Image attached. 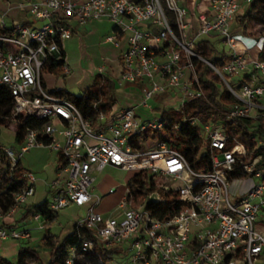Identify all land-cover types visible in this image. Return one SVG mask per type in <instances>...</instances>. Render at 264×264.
<instances>
[{"label":"built area","instance_id":"1","mask_svg":"<svg viewBox=\"0 0 264 264\" xmlns=\"http://www.w3.org/2000/svg\"><path fill=\"white\" fill-rule=\"evenodd\" d=\"M241 6L238 0H18L0 11V85L12 97L0 116L18 125L28 117L44 121L26 128L17 149L1 150L10 180L28 150L55 152L47 209L56 216L70 205L84 211L73 225L77 239L66 249L64 264H107L114 257L120 264H264V223H258L264 218V155L247 157L245 144L228 130L247 131L254 149H264V133L257 131L264 126V59L251 54V49L260 53L264 37L231 33L230 23ZM14 8L24 10L29 20L8 25L6 17ZM92 21L112 25L103 42L118 50L116 85L135 84L127 89L141 96L135 104L116 107L114 102L107 110L95 102L94 122L71 100L43 85V70L60 57L63 42L75 28ZM210 35L228 46L222 50L227 57L222 63L207 60L196 49ZM194 59L217 75L233 99L213 107L217 118L185 114V104L207 100ZM98 69L104 71L103 66ZM63 71L70 73L65 59ZM166 101L178 103L181 123L199 130L201 151L211 160L208 172L193 171L164 141L141 140L135 146L136 135L163 128L165 120L155 115V108ZM107 166L123 172L148 169L154 180L162 175L172 182H156V189L137 205L125 182L113 208L96 211L103 196L93 188ZM236 168L245 176H233ZM22 178L24 186L13 194L12 206L5 213L0 209V241L32 240L30 228L6 222L31 204L36 177L23 172ZM246 179H254L246 189L234 185ZM159 188L175 191L179 200V208L166 218L147 209L148 202L163 200ZM114 191L109 188L107 194ZM32 221L38 230L45 229L42 214ZM107 251L111 253L105 261Z\"/></svg>","mask_w":264,"mask_h":264},{"label":"trees","instance_id":"2","mask_svg":"<svg viewBox=\"0 0 264 264\" xmlns=\"http://www.w3.org/2000/svg\"><path fill=\"white\" fill-rule=\"evenodd\" d=\"M167 16L171 19V14L167 11ZM237 30L239 35L249 38L264 37V0H251L245 7H241L231 21L230 31ZM217 35H210L202 38L196 43V49L201 50L202 56L211 62L222 63L227 59L226 55L221 52L215 55L216 48L214 41ZM66 53L63 48H60V57L51 59L46 65L43 72L53 74H64L63 64ZM259 58L264 59V47H262ZM195 69L199 76L202 88L205 92L207 100L199 99L184 105L185 114L189 117L197 116L202 120L209 118H217L220 116L218 111L213 107H224L230 104L233 99L229 92L219 84L221 80L216 74L204 63L194 59ZM116 84L111 75L97 74L92 79L90 85L81 93L73 94L63 89H54V94L71 100L81 111L84 118L95 121V108L93 104L96 102L98 107L107 110L109 106L115 102L112 89ZM43 85L46 84L43 82ZM106 90L108 94H104ZM12 100L9 90L0 85V111ZM155 115L160 116L165 120L164 126L160 130L147 129L143 133L136 135L135 146L139 145L141 140L150 141L158 139L164 141L166 145L180 153L186 159L189 167L195 172H208L211 169L210 156L203 153L200 148L199 130L196 127H191L187 123H181L183 117L182 112L172 106H163L155 108ZM44 121L33 117H28L23 125L12 123L11 121L0 116V125L14 130V142L19 144L23 140L26 128H37ZM180 122L179 128L174 129L175 123ZM231 134L239 141L245 144L247 157L254 156L257 153L264 155V149H254V143L247 131L235 130L229 128ZM260 133H264V126L259 128ZM48 141V138L45 139ZM5 158V156H4ZM133 173L126 177V184L133 196V204L137 205L140 198L149 191L156 189V180L151 178L148 169L132 170ZM10 172L8 170V161L6 160L5 174L2 175L0 181V209L2 212H7L13 204V194L18 192L24 186L22 178L23 169L20 166V160L16 164V170L13 180H10ZM233 176H245L239 168L233 172ZM163 196V200L158 203L148 202L147 209L157 218H166L171 216L179 208V200L177 193L172 190L163 188L158 189ZM19 223L26 224L29 219L37 213L42 214L46 218L44 235L41 242L48 247L49 258L46 264H64L66 249L76 243V232L73 230L63 238H58L50 232V225L55 220L56 215L47 209V201L35 204H25L21 207ZM40 245L37 244L36 247ZM39 250L37 248L28 247L24 244H19L18 264H44L38 257ZM107 251L104 255V260H108ZM0 264H7L0 260ZM78 264H84L83 262Z\"/></svg>","mask_w":264,"mask_h":264},{"label":"rangeland","instance_id":"3","mask_svg":"<svg viewBox=\"0 0 264 264\" xmlns=\"http://www.w3.org/2000/svg\"><path fill=\"white\" fill-rule=\"evenodd\" d=\"M241 7H245L246 3L244 0H238ZM112 34V25L109 22H89L85 26L75 31L70 39H67L64 42L66 58L65 61L70 68L69 74H53L45 73L43 75V82L49 88H64L73 94H81L92 82V79L97 74H101L99 67L103 66L104 71L103 75L115 76L119 70L118 61L114 60L117 56V49L110 43H104L103 40L105 36ZM240 44V42L238 41ZM216 48L215 55H219L222 50H228V46L221 41V38L217 36L214 41ZM258 53V51H256ZM136 86L135 84H123V85H114L112 89L113 98L116 103V107L126 106V102H132L133 104L137 103L141 96L138 92L132 91L129 92L128 86ZM220 87H223L222 84H219ZM104 94H108L106 90H103ZM160 97V96H159ZM151 103V101H149ZM160 106H172L174 108L178 107V103L170 104L167 101L160 103ZM152 116V113H149ZM14 133L11 130L5 129L0 133V145L5 147H11L17 149V143H13L12 135ZM50 151L46 149H30L28 152L23 154L21 158L22 163L25 167L31 169L33 174L36 177L41 174L39 170L40 165L47 163V168L45 172L55 176V169L51 164V155ZM6 158L0 147V181L3 179L2 175L5 174L6 170ZM37 167V169H36ZM132 174L133 171H130L129 174ZM128 173L120 171L118 169L106 167L102 172H99L96 177L95 186L93 191L97 195H102L103 198L101 202L96 206V211H107L113 208V206L121 199L126 182V177ZM254 179H246L242 182H234L235 186L245 187L250 181ZM156 181L162 183V185H170L171 179L166 176L158 175L156 176ZM174 183L173 185H175ZM109 188H115L114 193L107 194ZM40 197V193H39ZM84 216L83 209L76 207L74 205L67 206L61 209L56 219L50 225V232L58 238H63L70 232L74 230L75 221ZM258 223H264V218H259ZM36 223L29 219L26 224H19V228H30L32 240H29L25 243V247L37 248V252L40 260L46 264L49 258L48 247L42 243L40 240L44 235V232L35 228ZM39 244V247L36 245ZM19 246L16 245L15 240L7 239L0 241V260L7 264H18L17 252ZM119 261V262H118ZM121 260H117L116 257L113 258V261L107 264H120ZM124 260H122V263Z\"/></svg>","mask_w":264,"mask_h":264},{"label":"crops","instance_id":"4","mask_svg":"<svg viewBox=\"0 0 264 264\" xmlns=\"http://www.w3.org/2000/svg\"><path fill=\"white\" fill-rule=\"evenodd\" d=\"M16 1H18V0H0V11H3L4 9H5V7L9 4V3H11V4H15V2ZM27 20H29V15L24 11V10H18V9H16V8H14V9H12L11 11H10V13L7 15V17H6V22H7V24L8 25H11L14 21H27ZM87 25V24H86ZM230 25H231V23H230ZM83 27V26H82ZM81 27H77V28H75V31H77V30H79ZM74 31V32H75ZM232 34H237L238 33V31L237 30H234L233 32H231ZM73 35V34H72ZM72 37V36H71ZM70 37V38H71ZM69 38V39H70ZM65 42V41H64ZM64 42H63V49H64V51H65V45H64ZM246 43L247 44H249L250 42H248V41H246ZM117 51V56L115 57V58H113L114 60H116V61H118V59H117V57H118V50H116ZM66 53V52H65ZM251 54H252V56H258L259 55V53H256V51L254 50V49H251ZM66 58V57H65ZM118 67H119V65H118ZM118 73V72H117ZM69 74V73H68ZM117 76V75H116ZM116 76H115V78H116ZM113 77V76H112ZM47 86V85H46ZM52 88V87H51ZM52 89H63V90H65V91H68V90H66V89H64V88H61V87H58V88H52ZM127 103H129L128 101L126 102V104ZM5 129H8V130H11L13 133H14V130L13 129H11V128H7V127H5V126H2V125H0V133H1V131L2 130H5ZM14 138H15V133L12 135V142L14 143ZM4 145H0V147H3ZM33 149H46V150H48V151H50L49 153H50V155H51V164L53 165V167H54V169H55V161H56V154H55V152L54 151H52V150H50V149H47V148H33ZM29 151V150H28ZM27 151V152H28ZM23 157V156H22ZM21 157V158H22ZM20 166L22 167V169H23V172H31V173H33L32 171H31V169H29V168H27V167H25L24 166V164L22 163V161H21V159H20ZM107 167H110V168H113V167H111V166H107ZM46 168H47V163H44V164H42V165H40V167H39V170L41 171V174H39L38 176L39 177H36L35 176V174H34V176L36 177V181H35V183H34V187H35V192H34V195L32 196V200H31V203L32 204H35V205H38V204H40V203H42L43 201H48V199H49V196H50V192H49V190H48V188H47V182L48 181H50L51 179H53L54 177L51 175V174H48L47 172H45V170H46ZM36 169H37V167H36ZM114 169H116V168H114ZM247 188V186H245V187H242V189L244 190V189H246ZM116 190V189H115ZM39 193H40V197H39ZM20 212H21V210L20 211H18V213L15 215V216H13L12 218H10V217H7L6 218V222H11V220H13V222H11V223H13L14 225H19L20 223L18 222L19 221V218H20ZM41 231H43V230H41ZM16 242V241H15ZM16 245L17 246H19V244L16 242ZM18 253H19V250H18V252H17V256H18ZM28 264H33V263H28Z\"/></svg>","mask_w":264,"mask_h":264}]
</instances>
